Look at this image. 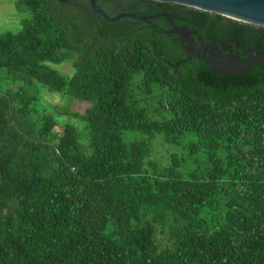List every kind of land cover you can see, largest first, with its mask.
Returning a JSON list of instances; mask_svg holds the SVG:
<instances>
[{
    "label": "trees",
    "instance_id": "1",
    "mask_svg": "<svg viewBox=\"0 0 264 264\" xmlns=\"http://www.w3.org/2000/svg\"><path fill=\"white\" fill-rule=\"evenodd\" d=\"M97 6L167 13L196 42L264 54L262 27L149 0ZM15 7L21 30L0 35V264H264V68L212 73L163 18L107 23L89 0ZM67 61L71 77L52 68ZM40 88L91 106L40 113ZM156 136L206 167L158 168Z\"/></svg>",
    "mask_w": 264,
    "mask_h": 264
},
{
    "label": "water",
    "instance_id": "2",
    "mask_svg": "<svg viewBox=\"0 0 264 264\" xmlns=\"http://www.w3.org/2000/svg\"><path fill=\"white\" fill-rule=\"evenodd\" d=\"M158 3L180 5L198 11L218 15L232 21L264 28V0H149ZM89 5L95 15L101 17L107 23H116L122 19H130L139 22L163 18L168 22L169 30L165 34L176 36L184 51L196 55L208 66L210 72L223 75H238L247 72L254 66L264 68V54L245 51L244 59L237 53L233 54L226 43H201L194 40L195 33L185 27L174 24L167 13H157L149 16H137L132 13H121L113 18L108 17L100 7L97 0H89ZM237 47V45H236ZM223 52H228L223 54Z\"/></svg>",
    "mask_w": 264,
    "mask_h": 264
},
{
    "label": "rangeland",
    "instance_id": "3",
    "mask_svg": "<svg viewBox=\"0 0 264 264\" xmlns=\"http://www.w3.org/2000/svg\"><path fill=\"white\" fill-rule=\"evenodd\" d=\"M20 0H0V35L6 32L17 33L21 30L22 22L27 17L23 10L16 9V4ZM53 69L66 77H71L74 73L71 62L67 61L60 65L52 66ZM41 101L38 105L40 113L52 114L56 107L60 112L80 113L90 108L91 103L81 102L72 99L69 96H63L57 93H49L46 89L40 88ZM56 120L61 124H72L77 126L79 130L80 143L85 146L87 132L84 131V125L70 116H56ZM146 137L137 132H126L123 135V140L126 144L133 140H144ZM187 143L181 142L179 146L165 145L160 136L150 142L151 154L147 161L156 163L158 168H164L171 164L173 157L179 161H183L187 169L197 168L203 170L206 167L205 160L201 150H198L194 155L188 152V148L184 147ZM196 160L197 165H192ZM192 163V164H191ZM162 246L166 244V238L160 234L156 236Z\"/></svg>",
    "mask_w": 264,
    "mask_h": 264
},
{
    "label": "flooded vegetation",
    "instance_id": "4",
    "mask_svg": "<svg viewBox=\"0 0 264 264\" xmlns=\"http://www.w3.org/2000/svg\"><path fill=\"white\" fill-rule=\"evenodd\" d=\"M229 51H231L233 54H235V52H233V51L231 50V48H230ZM243 52H245V51H242L241 54H238V53H237V54H238L241 58L244 59L245 57L242 56V53H243ZM227 53H228V52H223V54H227Z\"/></svg>",
    "mask_w": 264,
    "mask_h": 264
}]
</instances>
